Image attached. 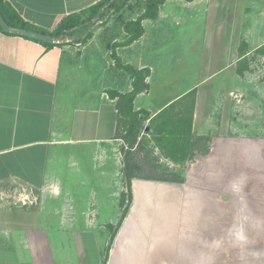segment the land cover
<instances>
[{"label": "crops", "instance_id": "crops-1", "mask_svg": "<svg viewBox=\"0 0 264 264\" xmlns=\"http://www.w3.org/2000/svg\"><path fill=\"white\" fill-rule=\"evenodd\" d=\"M5 1L51 32L102 0ZM145 2L106 7L86 40L49 46L0 29V264H264V232L241 231L264 219L238 204L228 228L225 216L227 193L264 204V0H165L128 42ZM117 59L148 72L132 148L113 94L136 77Z\"/></svg>", "mask_w": 264, "mask_h": 264}, {"label": "trees", "instance_id": "trees-1", "mask_svg": "<svg viewBox=\"0 0 264 264\" xmlns=\"http://www.w3.org/2000/svg\"><path fill=\"white\" fill-rule=\"evenodd\" d=\"M107 1H109V0H102L101 2L83 10L80 13H74V14L68 15L51 32H48V31L43 30L41 28H38V27L26 22L25 20H23V18H21V16L16 12V10L10 4H8L5 0H0V10H1L3 16L5 17V19L13 26L31 29V30H36V31L44 32V33H52L55 35L65 36L68 29L73 28L74 26H76V25H78V24H80L86 20L93 18L96 15L99 7L101 5H103L104 3H106ZM164 1L165 0H146V2H145L146 12L143 14V16H141L136 21H130V22L126 23V28L129 31L133 32V34L129 38L128 42H132L133 40L137 39L139 36L142 35V33H143V28L141 26L142 18L143 17H152V18L157 17L158 11H159V6ZM127 2L128 1H126L124 4H122L121 7H123ZM119 3L120 2H118L115 5L110 6V7H114L118 11L121 8V7H118ZM90 27L91 26H88V27H85L82 29H78V30H74L68 35V37L74 36L78 32L85 34L86 31L88 29H90ZM0 29H2L6 33H9L7 31H5L1 26H0ZM9 34H13V33H9ZM15 35H18V34H15ZM91 35H92V32L90 34H88L85 38H79V39L86 40ZM26 38H28V37H26ZM35 41H38V40H35ZM38 42H41V41H38ZM42 43H44V42H42ZM44 44L49 45V46L55 45V44H50V43H44ZM117 63L121 67H123V68L127 69L129 72L133 73L136 77L135 89L132 92L126 93V94L114 92V94H113V95H116L119 97L118 108H119V111L124 116V126H125V128H127L126 140L129 142L130 148H132L137 143L138 137H139L141 130L143 129V126H144V121L148 118V115H149L147 112H140V113L135 112L134 111V105H133L135 95L147 87V85L145 84V77H146L148 72L147 71L146 72L145 71L144 72L139 71V70H137L131 66H124L120 62L119 59H117ZM135 168H137L136 164H133L131 162H130L129 166H128V163L126 164V167H125V175L126 176L125 177L128 179L129 184L131 183L132 178L135 177L133 175V171L135 170ZM162 179L169 180L171 178L162 177ZM131 201H132V192H131V190H129V202L127 205H125L126 195L123 194L122 204L125 205V208H124L123 214L121 216V219H120L119 223L117 224V227L114 228L113 235H115L117 229L119 228V226L121 224V221L124 219L125 215L127 214ZM112 229H113V226H112Z\"/></svg>", "mask_w": 264, "mask_h": 264}, {"label": "rangeland", "instance_id": "rangeland-1", "mask_svg": "<svg viewBox=\"0 0 264 264\" xmlns=\"http://www.w3.org/2000/svg\"><path fill=\"white\" fill-rule=\"evenodd\" d=\"M144 3V2H143ZM89 30V29H88ZM88 30L86 32H88ZM186 32H188V40L186 41L187 43H193L194 44V49H192V55H195L194 53L197 52V48L198 46L195 45V44H198L201 42V29H200V26L198 25H195L193 27V30L191 32H189V30H187ZM175 34H172L170 36V41L171 42H174L175 40H177V38H179V40H182L186 34L183 30H178L177 33L174 32ZM247 131H250V130H247ZM143 141H142V145L141 146V152H142V158L143 159H146L148 161V157L154 152V149L150 147V144L148 143L149 141V138L147 136H144L143 137ZM167 166L170 164V163H166ZM143 170H146V169H143ZM146 172V171H145ZM162 177H167V178H172L170 176H162ZM176 179V178H174ZM179 179V178H177ZM126 195V202H125V205L128 204L129 202V197H128V192L125 194ZM264 195V194H262ZM237 198H234V194L232 193H227L225 198H226V206H227V209H226V226L228 228V223L232 220L231 218H233L234 216H240V215H244L242 211H239V209H235L234 207H237V204L238 206L239 205H242L244 207H247L249 208V211H250V214L255 216L257 220H259V222L264 219V204L260 203V204H257L256 205H253V204H250L251 202H247L245 201V198L243 197H239L238 199V196H236ZM247 200V199H246ZM244 204V205H243ZM124 205V207H125ZM246 205V206H245ZM241 210V209H240ZM124 211V210H123ZM245 211L247 212V209H245ZM249 214L246 213L245 214V217H248ZM243 218V219H246V218ZM117 227V225H114L113 226V231H114V228ZM233 231V229L231 230ZM241 231L242 233H258V234H261V232H264V225H250V224H245V226H243L241 228Z\"/></svg>", "mask_w": 264, "mask_h": 264}, {"label": "water", "instance_id": "water-1", "mask_svg": "<svg viewBox=\"0 0 264 264\" xmlns=\"http://www.w3.org/2000/svg\"><path fill=\"white\" fill-rule=\"evenodd\" d=\"M126 1L128 0H109L107 1L106 3H104L103 5L99 7L96 15L93 18L74 26L73 28L68 29L65 36L55 35L52 33H44V32H40L36 30L13 26L5 19L1 10H0V26L9 33L18 34V35L28 37L33 40H38L44 43L57 44V43H61L64 41H69L67 36L74 30H78V29L91 26L87 32V33H90V31L93 30L96 24L106 21L111 16L113 9L111 8L108 11H105L106 7L113 6L118 2H120L118 4V7H121V5L124 4Z\"/></svg>", "mask_w": 264, "mask_h": 264}]
</instances>
